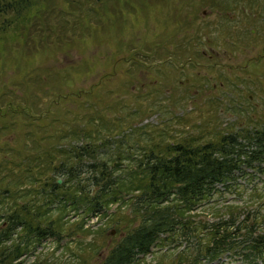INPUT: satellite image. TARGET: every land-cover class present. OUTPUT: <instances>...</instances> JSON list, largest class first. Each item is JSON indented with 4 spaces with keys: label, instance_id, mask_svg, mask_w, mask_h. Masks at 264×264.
Segmentation results:
<instances>
[{
    "label": "rangeland",
    "instance_id": "1",
    "mask_svg": "<svg viewBox=\"0 0 264 264\" xmlns=\"http://www.w3.org/2000/svg\"><path fill=\"white\" fill-rule=\"evenodd\" d=\"M187 1L39 0L28 13L30 23L16 28L19 21L15 19L12 24L15 28L8 27L6 33L2 30L5 25L0 16V112L8 110L7 117L15 123L18 121L21 127V130L13 128L10 145L14 149L24 143L32 147L29 135L33 134L41 146L36 151H29V156L47 152L54 158L46 177L43 175L40 182L34 183L23 178L21 187L29 191L41 186L42 189L50 188L49 184L40 185L41 180L49 178L58 179L62 184L67 182L77 190V195L84 189L90 194L83 201L77 198L73 204L69 202L71 194L64 195L63 192L59 195L54 205L66 210V217L59 216L60 220L59 214L52 216L59 220L62 232L70 235L61 242L53 238L42 240L34 253L23 256V264H80L67 261L72 259L71 253L74 256L83 254L91 243V249L94 247L95 251L83 263L101 264L122 237L140 224L139 211L130 209L128 203L117 215L121 214L119 225L109 223L106 226L107 215L105 220L98 222L94 230L100 226L103 232L97 237L84 236L77 227L83 222L90 227L98 221L94 217L88 222L85 214L90 203L95 202L92 198L99 192L100 181L94 176L92 162H77L78 156L72 149L79 144L90 147L98 143L100 146V124L108 125L109 117H123L127 121L124 125L139 120L135 126L140 128H158L170 120L174 129L180 132V118L189 114L191 119L188 120L194 124L202 120L200 110L209 114L211 106L226 123L227 118L235 115L234 107L244 111L251 101L248 117L263 116L264 0H250V4L249 0L232 1L229 6L233 9L224 13L204 0H194L198 11L190 15L186 11L193 4ZM13 14L9 11L4 16L10 18ZM188 34L192 35L186 38ZM180 45L182 48L189 46L191 50H188L189 56L176 59ZM228 79L235 80L237 86H225ZM248 91L254 95L246 99L245 92ZM135 95L148 102L136 101ZM35 97L37 103L30 110L28 107ZM218 102L221 104L216 106ZM149 103L152 108H148L142 118L135 119V112L141 107L145 109ZM219 107L225 111L229 109L230 116L226 117ZM28 113L30 119L26 122ZM23 124L27 127L23 128ZM253 125L258 127L257 123ZM214 128L213 124L209 127L211 131ZM229 129L237 127L232 124ZM127 130L123 134L131 132ZM221 130L223 127L216 131ZM170 135L174 137V132ZM213 138L210 134L209 139ZM57 147L70 152L64 163L76 165V173L70 171L69 178L54 170L65 159V156L57 155ZM39 157L37 165L46 158L45 155ZM15 168L14 172L19 173L22 163ZM38 170L37 167L35 175ZM67 170L65 167L64 171ZM245 171L250 169L245 167ZM26 175L34 178L29 169ZM252 186L242 191L240 199H233L234 196L228 193H215L205 202L206 206L192 212L196 215L199 233L206 231L202 229L203 223L226 219L229 209L241 211V207H246L264 214V183L255 181ZM29 195L24 202L39 198ZM62 204L67 206L62 207ZM116 207L114 202L105 206L107 212ZM79 210L83 212L78 213ZM2 222L0 219V227ZM259 226L258 234L263 235L264 224ZM173 247L165 254L159 251L157 255L146 256L141 264H178L176 256L186 249V243H181L180 249L171 250ZM239 250V247L227 250L209 264H263L242 259L241 255H236Z\"/></svg>",
    "mask_w": 264,
    "mask_h": 264
},
{
    "label": "trees",
    "instance_id": "2",
    "mask_svg": "<svg viewBox=\"0 0 264 264\" xmlns=\"http://www.w3.org/2000/svg\"><path fill=\"white\" fill-rule=\"evenodd\" d=\"M38 1L0 0V16L5 25L2 28L4 33L8 27H13L15 19L19 21L16 22V28L19 25L30 23L31 20L27 18L28 13ZM193 1H187L193 4L186 11L189 15L198 11ZM232 1L237 3V0H204V3L219 7L224 13L227 9H233L229 6ZM248 3L250 4V0ZM177 6L180 8L179 5ZM242 10L245 11V8L242 7ZM9 11L14 14L6 18L4 13ZM191 35L188 34L186 38ZM188 47H178L179 53L175 54L179 58L176 59L189 56L188 50L191 49ZM199 55L202 56V54ZM231 85L233 82L225 84L230 88ZM248 93L245 92V98L254 95L250 91ZM135 100L147 101L141 96L136 98V95ZM36 103L35 97L28 108L32 110ZM220 104L218 102L216 106ZM251 106L252 101L244 110L245 112L233 106L235 115L227 118V123L222 117L216 115L217 112L212 106L209 114L200 110L199 118L202 120L194 124L188 120V118L191 119L188 114L189 117L184 116L178 120L180 132L174 129V124L170 120L167 121L169 123H164L165 125L158 128L150 126L140 128L135 126L139 120L124 125L127 121L123 117H119L120 119L109 117L108 125L100 124L102 128L100 129V146L96 143L91 144L90 147L80 146V144L73 147L72 152L78 156L77 162L90 160L94 176L100 181L99 192L96 197L92 198L95 202L91 201L86 211L99 215L106 203H109L104 198L114 197L118 193H130L134 195L131 206L136 209V212L139 211L141 219L140 224L122 237L101 264H141L152 251L155 242L162 240L163 237L159 235V232L169 234L168 239L173 243L182 242L183 239L190 243V239H196L194 251L188 250L176 257L178 264H205L206 260L215 259L223 251L236 248L239 243L235 240L239 235H245L243 242L247 241V243L243 248L248 250L246 255L252 258L251 260H264V235L258 234V230L261 229L259 224H263L264 220H260L259 215L254 213L255 211L252 213L250 209L241 211L229 209L228 218H219L217 222L207 225V227L210 226L208 227L210 232L207 234L209 239L206 244L205 242L198 244V238L195 235L200 234L199 227L194 225L196 215L192 214L197 205L205 203L213 196L212 193L216 190L215 185L227 184L242 164L254 167L256 162H264V113L263 116L248 117ZM148 108H152L150 103L145 109L141 107V110H137L135 119L142 118V114L146 113ZM219 108L225 112L226 117L230 116L229 109L226 108L225 111L222 107ZM7 113L10 112L8 110L0 112V219L3 220L0 227V264H23V256L34 253L36 245L42 240L54 238L61 242L70 235V233L68 235L62 232L63 228L58 224L60 217H66V210L54 205L59 195L63 192L64 195L71 194L69 202L73 204L77 198L83 201L89 198L90 194L84 189L81 190V196L77 195V190L71 185L68 186L67 182L62 184L58 182V179L50 180L49 178L41 180L40 185L49 184L50 188L42 189L41 186V188H32L31 191L24 190L20 185L23 182L22 179L33 180L32 183L36 180L40 182L43 175L46 177L50 171L54 158L50 157V153L47 152L38 156H29V151H36L41 146V142L33 134L29 135L32 147L24 143V145H18L16 149L12 148L10 143L13 138L10 137L13 134V128L21 130V127L18 121L15 123L11 117H7ZM12 113L14 114L13 110ZM25 117L27 122L30 119L29 113ZM163 121H166L165 118ZM242 121L244 125L246 124L245 126H242ZM253 122L257 123L258 127H255ZM212 124L215 126L213 131L209 129ZM232 124L237 129H229ZM22 127L27 126L23 124ZM29 127L28 125V129ZM220 127H223V130L217 132L216 130ZM127 129L131 132L127 135L123 134L124 131H128ZM172 132H174V137L170 135ZM210 134L214 136L213 139H209ZM118 135L121 136L120 140L117 139ZM56 153L65 156V159L54 170H57L58 174H67L68 178L70 171L76 173L75 164L64 163L66 154L70 152L67 153L66 149L57 147ZM42 155L46 158L37 165L39 156ZM119 161L123 162L125 167L121 168L124 170L122 174L117 176L119 171L114 168V163ZM21 163V171L15 173V167ZM37 167L40 171L38 170L35 175ZM65 167L67 171H64ZM27 169L31 170L33 179L26 177ZM124 174H127L126 179L121 177ZM121 182L123 184L120 185ZM28 193H30L29 197L37 195L39 198L24 202L23 199ZM62 205V207L67 206ZM54 213L59 214L58 219L53 218ZM241 216H244L242 220ZM117 220L118 217L114 216L106 226L109 223H116ZM129 225L131 222L128 227ZM77 227L84 236L97 237L103 232L100 226L94 230L93 226L88 227L84 222ZM178 231L180 233H176ZM173 234L176 235L175 238ZM91 244L85 247L83 254L76 253L74 256L71 253L72 259L67 262L76 261L84 264L83 262L88 260L95 251L94 247L91 249ZM140 255H144V258Z\"/></svg>",
    "mask_w": 264,
    "mask_h": 264
}]
</instances>
